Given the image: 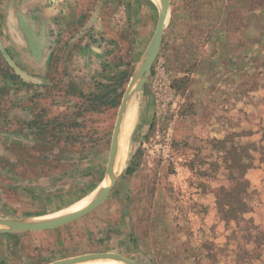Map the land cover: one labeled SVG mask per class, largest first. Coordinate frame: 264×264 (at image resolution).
<instances>
[{
    "label": "rangeland",
    "instance_id": "374dc122",
    "mask_svg": "<svg viewBox=\"0 0 264 264\" xmlns=\"http://www.w3.org/2000/svg\"><path fill=\"white\" fill-rule=\"evenodd\" d=\"M151 1L0 0V218L94 196L132 83L138 96L106 200L1 231L0 264H264V0H171L142 75L163 7Z\"/></svg>",
    "mask_w": 264,
    "mask_h": 264
},
{
    "label": "water",
    "instance_id": "95a60500",
    "mask_svg": "<svg viewBox=\"0 0 264 264\" xmlns=\"http://www.w3.org/2000/svg\"><path fill=\"white\" fill-rule=\"evenodd\" d=\"M162 2L164 4V8L162 11L160 10L159 21L157 24V28H156L154 37H153V39H152V41H151V43L148 46L147 51H146L147 61L141 70L142 75L144 73L150 72L152 65H153V63H154V61L158 55V52H159V49H160V46H161V43L163 40V36H164L165 28H166V23H167L169 14H170L171 0H162ZM144 82H145V77H142L139 86L142 87ZM133 85H134V83H132V85L130 86V88L126 92L124 99H123V102L121 104L119 119L117 122L115 136H114V140H113V146H112V150H111V157H110L108 173L111 171V169L114 167V164H115L116 155H117L119 143H120V135H121L122 125H123V121H124V115L126 113V110H127L128 105L130 103L131 97L133 95L132 94ZM134 90L136 91L135 88H134ZM109 190H110V188L107 189L105 192H103L101 195H99L95 200L90 202L88 205H86L80 209L73 210V211H65V212L60 213L56 216L41 219V220H14V221H10V223L7 224V227L10 229H16V228L43 229V228H47V227H51V226L61 224L65 221L71 220V219H73L79 215H82L88 211H91L92 209L101 205L106 200V198L109 194ZM1 231L4 232V231H10V230L0 228V232ZM94 260H107V258L96 257V256H79V257H74V258L62 260V261H59V262L54 263V264H74V263H78V262L94 261Z\"/></svg>",
    "mask_w": 264,
    "mask_h": 264
},
{
    "label": "bare ground",
    "instance_id": "6f19581e",
    "mask_svg": "<svg viewBox=\"0 0 264 264\" xmlns=\"http://www.w3.org/2000/svg\"><path fill=\"white\" fill-rule=\"evenodd\" d=\"M160 1L162 2V0H160ZM162 5H163L162 10H163V8H164L163 2H162ZM134 88H135V85H133V88H132L133 89V91H132L133 95L131 97L130 103H129L128 108L126 110V113L124 115V121H123L121 135H120L119 148H118V152L116 155L114 167L111 169L112 171L109 172L111 174L110 177L107 179L105 185L94 196L84 200V202H81L79 204L71 206L69 209H67V211L77 210V209H80V208L88 205L90 202L95 200L99 195H101L103 192H105L107 189H109L113 185V183L115 182L116 177L119 173V169L121 167V164H120L121 160L126 158V156L128 155L129 138L131 136V133H132L133 128L135 127V124L137 121L138 96H137V92H135ZM9 223H10V221L5 220L3 218H0V228H3V229L8 228L7 224H9ZM74 264H101V263H99L97 261H84V262H78V263H74Z\"/></svg>",
    "mask_w": 264,
    "mask_h": 264
},
{
    "label": "trees",
    "instance_id": "16d2710c",
    "mask_svg": "<svg viewBox=\"0 0 264 264\" xmlns=\"http://www.w3.org/2000/svg\"><path fill=\"white\" fill-rule=\"evenodd\" d=\"M149 1L154 5V3H153L151 0H149ZM154 6H155V5H154ZM122 95H123V94H118V95L113 99V101L111 102V104H112L113 106H118V105L120 104V102H121ZM103 101H106V103H109V101H110L109 96L107 95L106 98H105ZM128 171H129V170H128Z\"/></svg>",
    "mask_w": 264,
    "mask_h": 264
}]
</instances>
